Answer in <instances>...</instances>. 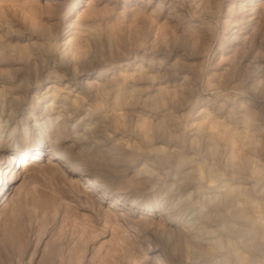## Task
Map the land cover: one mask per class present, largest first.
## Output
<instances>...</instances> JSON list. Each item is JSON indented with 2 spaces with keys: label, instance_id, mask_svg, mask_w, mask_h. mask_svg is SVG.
I'll use <instances>...</instances> for the list:
<instances>
[{
  "label": "rangeland",
  "instance_id": "rangeland-1",
  "mask_svg": "<svg viewBox=\"0 0 264 264\" xmlns=\"http://www.w3.org/2000/svg\"><path fill=\"white\" fill-rule=\"evenodd\" d=\"M8 155L0 264H264V0H0Z\"/></svg>",
  "mask_w": 264,
  "mask_h": 264
},
{
  "label": "bare ground",
  "instance_id": "bare-ground-1",
  "mask_svg": "<svg viewBox=\"0 0 264 264\" xmlns=\"http://www.w3.org/2000/svg\"><path fill=\"white\" fill-rule=\"evenodd\" d=\"M75 4H76V2H75ZM72 25V24H71ZM75 27V26H74ZM75 29V28H74ZM74 29H72V27H70V25L68 26V28H66L65 29V31H64V34H65V37H66V40L65 41H67V43L69 42V41H71L72 40V38L70 37V35L72 34V33H75L73 30ZM77 29H80V28H77ZM81 30V29H80ZM79 30V31H80ZM83 30V29H82ZM81 30V31H82ZM88 31V30H87ZM77 33V32H76ZM73 36V35H72ZM71 39V40H70ZM69 40V41H68ZM125 64H126V62H125ZM128 64V63H127ZM88 83L86 82V80H80V81H78L77 83H75V86H77V87H79V88H81L82 90H84L85 89V87H86V85H87ZM105 83L104 82H100V83H98L97 84V87H96V89L94 90V92L95 93H101V95L103 94V93H107V91H108V88H106V86L104 85ZM107 85V84H106ZM65 86H68L67 84L65 85ZM120 91V90H119ZM120 93V92H119ZM47 95H48V93H46ZM46 94L44 95V96H46ZM57 94V93H56ZM56 94H54L53 93V91L51 90V91H49V98L51 99V101L48 103V104H46V105H44V106H47L48 108L50 107H52V106H56L57 108H58V111H61V110H63V108H65L67 105H68V101H67V99H66V97H60L59 95H56ZM121 94V93H120ZM119 95V94H118ZM123 95V94H122ZM115 96V95H114ZM114 96L112 95V97L114 98ZM119 97V96H118ZM117 98V97H116ZM114 100V99H113ZM70 106V105H69ZM85 112L87 113V114H89V115H92L93 117H95V119L97 120V118H100V117H103L102 115H100V111L98 112V110H100L98 107H97V109L96 108H91V107H86L85 109ZM57 111V110H56ZM105 116V115H104ZM91 117V116H90ZM109 117V116H108ZM110 118V117H109ZM104 120H105V118H103ZM95 120V121H96ZM107 120H108V118H107ZM98 121V120H97ZM99 121H100V119H99ZM98 121V122H99ZM92 122H93V120H92ZM101 122V121H100ZM99 122V123H100ZM104 122V121H103ZM94 123V122H93ZM91 124V123H90ZM97 123H95V125H96ZM101 124V123H100ZM94 126V125H93ZM92 126V127H93ZM102 126V125H101ZM97 127H99L98 125H96V129H97ZM108 137V136H107ZM110 137V136H109ZM108 137V138H109ZM38 152L39 153H37V154H35V155H33L32 156V159H31V162H33V161H40L41 159H42V157H43V155L41 156L40 154V149H38ZM163 152V151H162ZM167 152H169V151H167ZM154 154V153H153ZM156 156V158H159V160L160 159H166V158H168L169 157V154H167V153H159V154H156L155 155ZM53 160H55V161H57L56 163H61V159L62 158H64V153H62V152H59V151H55V152H53ZM23 160H19V159H16V157L14 156V155H8L7 156V159L5 160V161H3V162H0V197H3L5 194H6V192L8 191V189H9V185H10V183L12 182V180H13V174L17 171V169L21 166V165H25V164H28L29 162H27L26 160H24L23 162H22ZM162 161V160H161ZM63 165H64V163H62ZM83 165V164H82ZM80 163L79 164H71L70 165V167H69V169H67V171L69 172V174L71 175V177H74V178H76V181H78L79 183H81V184H83V185H85V186H88L89 184H91L90 183V181H92V180H95L96 178L95 177H90L91 179H89V178H86V175L87 176H89V173L88 172H86V169H85V172H83V175H82V170L81 171H79V169H82L81 168V166H82ZM91 176V175H90ZM174 181H177L176 179L174 180ZM174 181H172V182H174ZM180 183V182H179ZM175 184H173V186H174ZM185 186H186V184H185ZM166 189H168V187L166 188ZM232 190V189H231ZM221 193H222V196H221V200H219L220 201V203L219 204H213V199H212V201L211 200H207V197H206V199H205V197H204V199H203V201L205 202V205L208 207V213H207V215H208V217H210V216H214V217H219V213L218 212H220V211H218V208H220V207H223V205H227V204H230V206H232V207H234V209H237V210H239V209H241V208H239L240 206V204H239V202L237 203V201H236V197L237 196H235V197H233V194L230 192V191H221ZM216 197V196H215ZM209 199V198H208ZM216 199V198H215ZM114 201H117V199H115ZM159 203V202H158ZM220 204L222 205V206H220ZM158 205V204H157ZM155 203L152 205V206H150L149 207V210H151V211H154V213H155V216L157 217H160V218H169L168 220H166V222H169V223H172L173 221H172V217H170V216H167V213L165 214V213H163L164 212V209L161 207V209H163V211L161 210V209H159V210H161L162 212L160 213H156L155 212V207L157 206ZM134 206V205H133ZM159 206V205H158ZM191 206V205H190ZM228 206V205H227ZM153 207H154V209H153ZM192 207V206H191ZM225 207V206H224ZM157 208V207H156ZM144 209L145 208H143L142 210L144 211ZM166 209V208H165ZM243 210V209H242ZM242 210H241V212H242ZM140 212V214L137 216V219H134V221H132V224L129 226L130 228L131 227H135L136 229L137 228H139V226H141V225H144V224H146L147 222H149V218L150 217H148V215H151V214H153V213H151L150 211H144V212ZM234 211H236V210H234ZM166 212H168V210H166ZM238 212V211H237ZM134 213H135V211H134ZM239 213H240V210H239ZM165 216H164V215ZM169 215H170V213H168ZM243 214H244V212H243ZM152 216H154V215H152ZM222 216V215H221ZM171 218V219H170ZM174 219V218H173ZM252 232V231H251ZM253 234V233H252ZM261 241H258L257 240V243H260ZM260 245V244H259ZM264 245V244H263Z\"/></svg>",
  "mask_w": 264,
  "mask_h": 264
}]
</instances>
